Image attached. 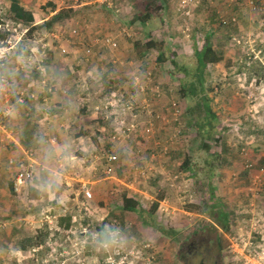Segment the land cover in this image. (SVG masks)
Masks as SVG:
<instances>
[{"label":"rangeland","instance_id":"rangeland-1","mask_svg":"<svg viewBox=\"0 0 264 264\" xmlns=\"http://www.w3.org/2000/svg\"><path fill=\"white\" fill-rule=\"evenodd\" d=\"M20 1L37 24L58 11L74 12L26 43L37 54L27 67L9 65L6 76L20 87L17 93L9 82L0 84V264H179V242L202 227L219 238L222 264H264V0ZM9 5L0 0V16ZM142 12L148 21L133 22ZM6 22L12 30L8 54L24 30ZM211 28L224 57L203 68L201 90L192 71L200 67L195 53ZM107 37L118 47L105 46ZM147 42L156 49L144 53ZM28 66L40 76L24 73ZM66 71H74L68 81L61 78ZM29 82L35 93L28 92ZM185 82L209 98L217 114L214 130L196 127L188 115V104L199 96H179ZM29 94H35L33 121L19 125L16 97ZM63 96H75L69 109L79 116L77 130L83 122L82 138L75 140L59 122L69 102ZM208 133H224V143L215 145ZM204 140L213 154L221 152L213 185L204 182L210 157ZM108 155L117 156L110 174ZM184 159L193 171H182ZM29 168L34 180L16 190L17 172ZM62 184L71 187L65 191ZM125 194L137 202L136 212L124 210ZM219 206L232 216L228 229L214 218ZM51 217L52 231L46 223ZM45 229L52 234L47 245L30 252L23 241Z\"/></svg>","mask_w":264,"mask_h":264},{"label":"trees","instance_id":"trees-1","mask_svg":"<svg viewBox=\"0 0 264 264\" xmlns=\"http://www.w3.org/2000/svg\"><path fill=\"white\" fill-rule=\"evenodd\" d=\"M9 1H10V5L6 11V14L3 15L4 17L0 16V48L4 47L5 45L8 44V42H10L11 35H12V30L6 29V27H5L7 25L6 20L12 21L15 24L16 28L18 27V28H20V30H24V35H23L24 37L20 40V42L17 43V45L15 46L16 48L11 50L8 54H6L5 58L0 61V84H5V83L9 82L11 91L17 93V91L20 89V87L15 86L16 82H14V80H10L6 76V74L9 75V72H10L9 71V65H11L14 61H20V62H23L24 64L28 63L29 62V61H27L28 57L34 56L37 54L34 52L32 47H26L25 46L26 43L34 40L35 33L42 32L43 29L50 30L54 24H56L58 22H62L65 19L70 18L74 11L72 9H68L65 11H58L50 19L43 21L41 24H37L36 19L34 17V13L32 11L26 9L22 5L20 0H9ZM99 3H102V4L106 3L107 4V2H99ZM48 5L50 7L54 8V4L48 2ZM107 5H109V3ZM53 10L55 12V9H53ZM132 21L135 23L139 21L141 24H144L145 22L148 21V19H146L145 13L142 12V13L138 14L137 16H135ZM206 36H207L206 37L207 41H205V44L203 45L202 49L195 53L196 58L198 60V65L200 67H199V69H195L196 71H192V72H195V75L199 76L200 80L198 82H199L201 90H204L203 73H202L203 68L207 67V65L218 64L224 57V52L222 50H217L214 47L213 41H215L214 39L216 37V32L215 31L213 32V30L211 28V31L207 32ZM156 47H157L156 44H154L152 42H147V45H146V47H144L143 52L148 53V52L152 51L153 49H156ZM164 58H165L164 54L159 52V56H158L157 60L160 62H163ZM28 65H31V64H28ZM25 66H26V64H25ZM110 67L114 68L115 65L111 63ZM74 71L73 72L66 71V74H68V75H64V76L62 75L61 78L68 81V77L73 76ZM182 71L185 73V76L190 74L189 70L185 69ZM63 72H65V71L63 70ZM192 72H191V75H192ZM24 73L30 74L32 77H35V78H38L40 76V72L36 68H33L32 66H28V69L25 68ZM57 74L59 75V72H57ZM54 81H57V80H54ZM184 84L181 85V88L178 91L179 96H183V98H187V99L193 98L194 96L195 97L199 96L193 100L195 102L194 104L193 103H191V105H190V103L188 104V115L195 119V121H194L195 126L199 127L200 129H204V127H206V125H207L210 127V129L214 130V124L216 123V120H217V114L213 110V108L210 104L209 98L204 93H203V95L198 94L196 91L193 90L192 86L187 84V82H185ZM27 88H28V92H30V93H35L37 91L35 88L34 82H29ZM52 90L53 89L51 88V91ZM21 92L23 94H25V91L22 90ZM202 92H204V91H202ZM34 95L29 94L28 96H17L16 98L18 100L19 107H21V105H23L24 107H28L31 104V102H30V101H32L31 98L35 97ZM49 97H51V96H49ZM68 97L71 98L68 101H73L75 99V96H63L65 101H67L66 99ZM37 99L39 101H43V100H45V96L44 97L41 96L40 98H37ZM59 102H60L59 100H55V107L57 109L59 107H61L58 104ZM33 106H35L34 103H33ZM133 106H132V112L135 113L136 107L135 106L133 107ZM102 112H104V111L101 110V113ZM124 112L125 111H123V114H124ZM73 122H74V124L76 123L75 120H73ZM101 122H103V121L100 120V123ZM75 125L71 127L69 133L76 140L78 138L84 137L86 135V133L83 132V130L80 127L77 130V127ZM125 128H124V130H126ZM208 135H210L209 137H210V139H212V141L215 145L218 142L224 143V135H225L224 133H220V135L217 134V136H213L211 133H208ZM212 145L213 144H210V142H208V140H204V144H201V147L205 148V149L208 148L210 150V152H208V155L210 157L205 160L206 166H204V168H203L204 169V176H205V178H207V179H204V182L209 180V183H211L213 185L214 178L217 175L216 173L218 172V168H215V163L220 158L221 152H214V154H213L211 150H213L214 146H212ZM222 149L223 148H221V151H222ZM226 150L229 151V148H227ZM105 155H106V150L103 149L101 156H105ZM191 167L192 166L190 165V160L184 159L182 171L191 172V171H193V169ZM16 176H17V174H16ZM193 176L194 175H192L191 177L193 178ZM32 180H34V175L32 176ZM32 180H30L28 185H31ZM14 183H15V181H14ZM65 185L68 186L67 184H65ZM65 185L62 184L60 189L66 191L67 188ZM68 187H71V186H68ZM26 188H28V186ZM29 188H30V186H29ZM55 188H56V186L53 184L51 186V190H53V191H55V193H57L56 192L57 189H55ZM212 197L213 198L216 197V193L212 194ZM163 199H165V198L162 196L160 199L157 200V202L152 204V208H151V214L152 215L158 209L159 202L162 201ZM3 205H4V203L0 202V208L3 207ZM219 207H220L219 212H214V218L216 219V222L219 224V226L228 229L232 216L228 211L225 210V208H222L223 206L222 207L219 206ZM35 208H37L36 210L41 209L39 212H42L44 210L42 208L41 204H38L37 206H35ZM123 208H124V210H126L128 212H136L137 208H138V204L133 198L128 197L125 194L123 196ZM192 208L197 209L198 206L193 205ZM4 211H5V209H0V216L1 215L4 216V214H5ZM13 216H14L13 212L10 211L8 217L12 218ZM67 221H68V225L72 224V218L71 217H68ZM205 228L206 227L198 228V230L205 229ZM48 229L50 230V228H48ZM50 231H52V230H50ZM167 233H168V235H170L171 232L167 231ZM173 233H175V232H173ZM48 235L51 236L52 234L49 233V231L46 229L44 231H37L33 237L26 238L23 241V244L28 243L30 245V249H29L30 252L34 248L38 249V250L43 249V247H45V245H47V243H48L47 242L48 241ZM181 240H183V238Z\"/></svg>","mask_w":264,"mask_h":264},{"label":"flooded vegetation","instance_id":"flooded-vegetation-1","mask_svg":"<svg viewBox=\"0 0 264 264\" xmlns=\"http://www.w3.org/2000/svg\"><path fill=\"white\" fill-rule=\"evenodd\" d=\"M219 238L209 229H201L185 236L178 244L179 264H222Z\"/></svg>","mask_w":264,"mask_h":264},{"label":"built area","instance_id":"built-area-1","mask_svg":"<svg viewBox=\"0 0 264 264\" xmlns=\"http://www.w3.org/2000/svg\"><path fill=\"white\" fill-rule=\"evenodd\" d=\"M102 1L106 2L108 0H102ZM74 33H77V31L75 30ZM104 45L107 46L110 49L118 47V43L115 40L111 39L110 37L105 38ZM7 52H8V48L7 47L0 48V61L5 58ZM88 53H89V51H88ZM107 104L111 105L112 102H108ZM132 106H133L132 104H129L127 109L131 108L130 110H132ZM99 109L100 108L98 107V110ZM124 110H126V108H124ZM130 130H131V128H129V127L126 128V131H130ZM147 130L149 131L151 129L147 128ZM116 161H117V156L116 155L115 156L114 155H108V163H109V165H108V168H107V173H109V174L113 173L112 164H114ZM142 174L144 176L145 175V171ZM31 179H32V170L30 168L27 169V170L19 171L17 173L16 179H15L16 180L15 181L16 190L19 189V188L27 187ZM83 191L85 192V194L87 196H89V197L92 196L90 191L87 190L86 185L83 186ZM46 223H48L50 225V230H53V228L51 227V225L53 224V218L52 217L51 218H46Z\"/></svg>","mask_w":264,"mask_h":264},{"label":"crops","instance_id":"crops-1","mask_svg":"<svg viewBox=\"0 0 264 264\" xmlns=\"http://www.w3.org/2000/svg\"><path fill=\"white\" fill-rule=\"evenodd\" d=\"M98 1H99V2H103L102 0H98ZM106 2H108V1H106ZM108 3H109V2H108ZM145 5H148V4H145ZM147 8L149 9V8H151V6L148 5ZM143 27H144V25H143ZM69 99H71V98L68 97L66 100L68 101ZM45 101H46V99H45ZM70 104H71V101L67 102V104H66V109H63L62 111H64V112H61L62 120L59 121V122L61 123V126L65 127V129H68V130H69L68 132H70L71 127L75 125L74 122H73V120H75V121L77 122L76 119L79 118L78 115L72 114V113L70 112V109H69V108H70ZM21 107H22V108H21ZM21 107L17 108V110H16V112H17V117H18V120H17L18 124H19V125H24V124H23L24 122H25V124H27L28 122L32 123V121H33V120H31V119H32V115L35 114V111H34L35 108H34L33 104L31 103L28 107H24L23 105H21ZM53 109H55V108H53ZM56 109H57V108H56ZM56 116H57L58 118H60L59 114H57ZM75 116H76V118H75ZM47 120H48V119H46L45 121H47ZM33 123H34V122H33ZM36 123H37V122H36ZM79 123H80V125H81V126H79V127L82 128V126H83V122L81 123V122H80V119H79ZM41 124H42V123H41ZM47 124H49V122H48V123L46 122V123H43V124H42V125L44 126V129H45V130L48 129V128H45ZM49 125H51V124H49ZM75 126H76V125H75ZM37 127H38V126H37ZM50 127H52V126H50ZM37 130H40V128L38 127ZM19 142L21 143V145H23V142H22L21 140H19ZM25 158H27V160H29L30 163H31L32 160L29 158V155H28V156L25 155ZM1 159H2V157L0 156V164L2 163V162H1ZM34 161H35V160H34ZM1 173H2V169H1V167H0V175H1Z\"/></svg>","mask_w":264,"mask_h":264}]
</instances>
